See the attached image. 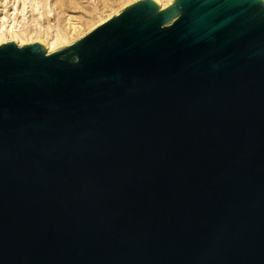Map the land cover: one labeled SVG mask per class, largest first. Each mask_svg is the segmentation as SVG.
<instances>
[{
    "label": "water",
    "instance_id": "water-1",
    "mask_svg": "<svg viewBox=\"0 0 264 264\" xmlns=\"http://www.w3.org/2000/svg\"><path fill=\"white\" fill-rule=\"evenodd\" d=\"M0 264H264V0L0 43Z\"/></svg>",
    "mask_w": 264,
    "mask_h": 264
},
{
    "label": "rangeland",
    "instance_id": "rangeland-1",
    "mask_svg": "<svg viewBox=\"0 0 264 264\" xmlns=\"http://www.w3.org/2000/svg\"><path fill=\"white\" fill-rule=\"evenodd\" d=\"M135 1L137 0H0V28L13 25L15 29L30 31L29 34L47 29L52 38H55L57 32L66 33L67 41L53 49L48 48L53 52L78 40ZM157 1L165 7L173 0ZM10 40L17 39L7 36L0 43ZM34 41H42L47 46L40 37L27 38L22 42L17 40L20 45Z\"/></svg>",
    "mask_w": 264,
    "mask_h": 264
},
{
    "label": "bare ground",
    "instance_id": "bare-ground-1",
    "mask_svg": "<svg viewBox=\"0 0 264 264\" xmlns=\"http://www.w3.org/2000/svg\"><path fill=\"white\" fill-rule=\"evenodd\" d=\"M29 32L30 31L21 28L15 29L13 25L12 27L5 26V28H0V42L3 41V39H5V37L7 36H10L13 39H17L19 42H22L27 38L40 37L43 41L46 42L49 49H53L68 40L66 37V33L61 31L55 34V38L51 37V32H49V30L47 29H39L38 31H33L31 34H29Z\"/></svg>",
    "mask_w": 264,
    "mask_h": 264
}]
</instances>
